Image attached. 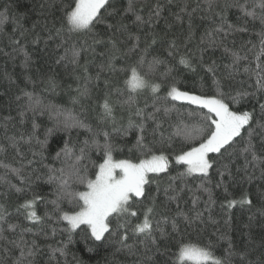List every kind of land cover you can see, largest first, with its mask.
Segmentation results:
<instances>
[{
  "label": "snow or ice",
  "instance_id": "1",
  "mask_svg": "<svg viewBox=\"0 0 264 264\" xmlns=\"http://www.w3.org/2000/svg\"><path fill=\"white\" fill-rule=\"evenodd\" d=\"M172 2L173 0H167L168 4ZM203 5L204 7H201L200 0H196V7L191 11L189 4L184 3L179 11L170 13L174 22L180 24L184 23V16L187 15L188 34L182 44H177L176 39L169 40L166 51L169 57H175L180 48H184L185 51L179 55L178 64L192 73H196L198 67L203 68L211 82L205 88L204 79L201 77L199 91L182 90L176 83H172L168 85L165 95L160 96L158 93L162 83L156 82L150 76H154L156 68L166 64V61L158 55L147 60L153 46L163 39L155 31L165 9V4L160 3V0L153 5L147 19L140 14L134 0H128L127 7L123 8L119 6V0H67V3L65 0H59L58 6L57 0L50 2L45 0L40 4L41 9L54 8L61 13L58 21L51 22V28L47 27L49 23L47 19L44 22L49 33L48 39H53L54 31L55 37L60 39L57 48H63V54L55 59V64H63L65 68L69 64L72 65L73 74L77 68H83L84 83L78 85L75 90L77 95L72 98L74 104L79 103L81 99L90 98V85L101 79L102 72L123 73L126 77L124 81L126 89L130 93L126 100L116 102L128 113L126 125L118 122L114 115L116 103L111 101L109 93H105L100 105L102 109L100 121L111 123V131L105 128L93 129L72 109L45 103L42 97L34 92L21 89L23 96L16 97L17 101L25 100V105L18 112L20 123H24L29 112L33 116L47 114L55 120V129H49V135L54 130L71 133L73 129H85L90 134V138L84 139L78 150L65 142L64 148L57 152L58 160L70 159L71 164L61 168L48 166L46 182L56 185V198L47 201L53 205V210L52 213L45 212V217L49 220L55 217L57 221L67 223V228L61 231L69 234L68 244L73 242L72 232L85 225L87 231L82 239L118 244L117 252L126 251L129 256L135 257L132 264H186L187 261L194 264H264V238L259 245L253 246L255 242L252 237L253 221L257 214L264 217V188L258 189L256 193L259 207L253 203L248 191H244L238 199L228 198L229 183L237 182L232 172V164L237 154L244 158L240 182L252 183L256 179L257 169L260 171L259 179L264 181V66L260 63L261 57H264V0H203ZM232 9L238 12L235 24L227 20V14ZM198 10L205 14L200 17L201 20L213 18L219 19L220 23L205 31L200 38L197 51L193 52L188 45L195 35L192 18ZM130 14L134 19L128 21ZM163 19L166 29H171L172 23L167 17ZM248 19L253 21L258 19L261 30L254 33L259 44L255 68H251L247 63L243 66V72L248 74L249 79L255 76L254 83L245 88L242 81L239 82L240 87L234 86L237 83L236 76L240 74L241 63L248 61V56L241 54L243 47L240 50H232L224 46V51L231 56V63L224 65L226 70L224 72L219 71L215 60L205 64L204 55L209 50L223 46V39L229 35L250 33ZM7 21L6 9L4 14H0V29ZM36 23L32 25L33 30ZM57 23L59 27L56 26ZM101 26L103 31H98ZM133 26L137 33H144L143 42L141 35L131 31ZM145 28L148 29L147 32L144 31ZM27 31V29L20 31V36L23 37ZM164 35H167V31ZM72 36H83L88 39H84L80 44L75 41L69 44ZM218 36L223 37L219 43ZM12 43L19 44L20 41L12 40ZM33 43H39V37L33 40ZM246 43L252 44V41L248 40ZM45 44L47 45V41ZM98 45H107L105 51L99 53L105 61L99 66L100 71L96 76L92 77L88 75V61L81 65L80 58L82 53H91L95 56ZM256 47V44H252V48ZM20 50L24 53L22 66L28 70L32 64V57L23 47ZM133 56L137 57L135 61H132ZM117 59L125 66L117 68L115 64ZM146 63L148 72L142 73L141 69ZM172 71V67H167L166 71L161 73V80L166 79ZM5 77L11 81L8 74H5ZM75 78L81 79L78 75ZM26 79L32 84L36 83L30 76ZM42 83L46 86L45 91L55 92L59 86L54 75H48L46 80L42 79ZM109 83V80H104L105 87H108ZM114 91L122 94L123 90L116 88ZM143 91H150L152 94L151 111L147 110L149 107L147 103L144 107L137 105L136 94ZM250 101H255L250 108L240 107ZM177 102L188 106L186 113L181 112ZM173 112L181 117L186 115L195 122L189 124L180 119L175 124H169L172 131L166 135L164 122ZM5 119L10 121L14 118L9 116ZM149 122L154 125L150 131ZM32 126L33 130L37 127L35 122ZM7 127L5 124V131ZM133 132L135 141L128 147L129 155L125 158H115L114 153H123L126 145L116 143L113 136H120L123 139ZM32 138L29 136L25 142L30 143ZM176 138L180 140L178 147L174 145ZM7 139L13 148H17L19 141L25 140L23 134L19 140L14 135ZM241 142L242 146L238 147ZM37 143L43 149L47 139ZM4 151L6 148L0 144V152ZM93 152L98 155L99 162L91 159ZM173 162L177 166H182L184 171L179 172L176 177H170V180L195 176L201 180L198 190L207 193L208 199L204 201L203 209H197L196 205L200 198L195 197L192 201L193 209L184 211L177 202L179 192L183 191V188L177 190L170 183L164 188L166 203L162 211H167V203L172 202H177V211L172 217L161 215L157 219L156 196L147 194L146 188L155 183L159 194L161 183L159 177L169 172ZM0 166L8 168L7 165ZM211 170H215L219 177L214 186L210 176ZM9 171L22 182H30V177L22 175V169ZM236 172L240 173L241 169L237 168ZM2 179L0 177V180ZM36 179L39 180L41 177L37 176ZM7 184L9 189H14L17 193L23 191L10 181H7ZM81 186L83 190H79ZM213 187L224 189L225 199L221 202L220 208L226 217L223 220L226 230L219 227L220 221L212 215L213 206L216 204ZM170 192L175 194L170 195ZM7 195V192L0 193V196ZM42 200L43 197L34 194L31 199L25 200L17 211L24 209V218L27 221L42 223L44 218L36 211L37 201ZM145 200H148V204L143 209L142 219L134 223L133 219L138 217L137 205ZM64 201L75 210H64L61 207ZM237 206L241 208L247 206L250 212L248 223L243 224L240 230V235L246 237L243 247H239L232 236L236 229L232 227L231 212ZM254 208L255 212H251ZM9 216L6 206L0 203V264H37L42 246L36 239L29 241L25 236L29 233L38 236L40 233L33 232L31 227H23L19 222H11ZM168 225L171 231H168ZM209 226L214 231L209 233L206 241L193 242L184 237L189 230L197 232L198 235L207 232ZM260 226L264 228V224ZM55 233L56 228L53 227L52 234ZM115 237L118 239H110ZM130 239L132 243H128ZM161 240L166 241L163 248L159 243ZM173 240L176 241L175 252H171ZM66 246L64 244L63 247L56 249H51V245L47 247L53 253L60 252L64 255ZM258 249H261L258 255H255L254 259L251 258ZM86 250L94 251L87 243Z\"/></svg>",
  "mask_w": 264,
  "mask_h": 264
},
{
  "label": "trees",
  "instance_id": "2",
  "mask_svg": "<svg viewBox=\"0 0 264 264\" xmlns=\"http://www.w3.org/2000/svg\"><path fill=\"white\" fill-rule=\"evenodd\" d=\"M50 1V0H49ZM45 2V0H0V14H4L7 9L8 21L5 23L2 29H0V144L4 145L6 151L0 152V165H7L8 168L0 166V177L3 179L0 180V193L7 192V196H0V203H3L8 212L10 213L9 220L11 222H19L23 227H31L33 232H39L40 235L33 236L32 234H26L25 239L32 240L36 239L37 242L42 246L41 253L37 257V264H52L50 259H55L59 264H132L135 257L129 256L126 251H113L111 245L108 243L93 242L92 240L85 241L82 237L85 236L87 227L81 225L80 228L72 232V243L68 244V233L61 231L62 229L67 228V223L63 221H57L55 217L49 220L45 217V212L52 213L53 205L47 203L56 198L55 191L56 185L49 184L46 182L48 174V166L53 168L65 167L72 163L70 159L58 160L56 158L57 152H60L65 146V142H68L70 147H75L77 150L82 145V141L86 138H90V134L85 129H73L71 133L64 132L63 130H54L50 135L48 134L49 129H55V124L49 119L47 114H37L33 116L32 113H28L24 123H20V118L18 112L25 105V100L21 99L16 100L17 96H23L21 89L28 92H34L39 94L45 103H52L58 105L65 109H72L73 112L80 117L85 123L92 126L93 129L105 128L108 131H111V123H99L100 115L102 114V109L100 105L103 102L105 93H109L111 101L116 103L117 101H123L128 98L130 95L129 91L125 86V75L123 73H108L102 72L101 79L99 81H94L90 85L91 96L87 99H81L79 103H71L72 98L77 95L76 88L78 85L84 83L83 77L84 72L83 68H77L75 74H73V66L68 65L67 68L63 64H55V59L63 54V48H57V44L60 43V39L55 37L53 31V39H48V31L45 28V19H47L48 28L52 27L51 22L53 20H59L61 15L60 12L56 11L54 8H40V4ZM59 5V0H57ZM142 2L141 4H139ZM157 0H134V3L140 12L141 15L147 19L149 11L152 9L153 5ZM201 7H204L203 0H200ZM67 3V0H65ZM128 0H119L120 7H127ZM160 3L165 4V9L162 12V18L160 22L156 25L155 31L159 33L163 39L158 41L156 45L153 46V49L150 51L147 60H151L152 56L158 55L162 60L166 61V64L159 65L154 73V78L156 82L162 83V88L158 95L163 96L166 93L168 85L176 83V85L182 90L188 91H199L201 85V77L204 79L205 88L210 84V79L208 75L205 74V70L201 67L197 68L196 73H192L186 70L182 65L178 64L179 55L182 54L185 49L180 48V52L177 53L175 57H169L166 49L168 48V41L176 39L177 44H182L185 40V37L188 34V17L184 16V23L174 22V18L170 15L172 12L179 11V8L183 6L184 3L189 4V11L192 8L196 7V0H173L171 4L167 3V0H160ZM43 12V15L41 13ZM259 12V9H257ZM205 15L201 11H197L193 14V30L194 38L189 43L188 48L193 52L197 51V46L199 44L201 36L205 34L207 29L215 27L220 23L219 19H204L201 20V16ZM238 12L236 9H232L227 14L228 22L233 24L237 23ZM164 17H167L169 22L172 23L171 29H166L164 23ZM134 19V16L131 14L128 16V21ZM38 22V23H36ZM127 22V21H126ZM36 23V28L33 30L32 25ZM242 23V21H241ZM59 27V23L56 25ZM248 27L250 33H235L229 35L226 39L223 37H217L219 43L220 39H223V46L215 48V50H209L204 55V63L210 64L213 60L216 61L219 66V71H226L224 65L231 63V56L229 53L224 51V46L232 50H240L243 47L242 55L246 54L248 56V61L241 63L240 74L236 76L237 83L234 85L240 87L239 82H243V87L247 88L249 85L253 84L255 81V76H252L249 79L248 74L243 72L244 64H249L251 68H255L257 63L255 57L259 52L258 38L254 34L261 30V25L259 20L248 19ZM27 29L23 37L20 36V31ZM98 31H103L101 26ZM131 31L137 33V29L133 26ZM145 32L148 31L147 28L144 29ZM167 31V35L164 33ZM141 35V40H144V33H137ZM39 37V43H33ZM84 39H88L83 36H72L69 40V44L75 41L77 44H80ZM12 40H19V44L12 43ZM248 40L252 41V44H256V48H252V44H247ZM47 41V45L45 44ZM91 41L89 40V43ZM234 42V43H233ZM131 43V42H129ZM143 46V43L142 45ZM23 47L32 57V64L28 70L24 69L22 66V61L24 59V53L20 49ZM107 45L96 46V55L93 56L91 53H82L80 58V64L84 65L85 61H88V75L95 77L97 72L100 71V65L104 63L105 58L99 55L100 52L105 51ZM251 49V51H249ZM7 53V55H5ZM198 55V53H197ZM137 59L136 56L132 57V61ZM260 63L264 66V57H261ZM116 67H124V63L117 59L115 61ZM167 67H172V73L164 80H161V73L166 71ZM142 73L148 72L147 63L141 69ZM5 74L11 77V81L5 77ZM48 75H54L58 83V87L55 92L45 91V84L42 83L41 79H47ZM80 76L81 79L77 80L75 77ZM30 76L32 80L36 81L35 84L30 83L26 77ZM109 80L108 87H105L104 80ZM116 88L122 89V94L117 93L114 90ZM251 90V89H250ZM137 105L139 107H144L145 103L149 105L148 111H151V105L153 103V97L150 91H143L136 94ZM99 101V103H98ZM255 101H250L248 104L240 105L241 108H250ZM177 107L180 108L181 112L186 113L188 110L187 105H181L177 102ZM118 110V111H117ZM120 110V111H119ZM94 112L93 114H90ZM123 115L124 120H119ZM114 115L117 117L119 123L126 125L128 113L126 110L121 109L119 103H116L114 110ZM13 117L12 120H6V117ZM97 118V120H96ZM180 119H184L186 123H194V120L189 119L186 115L183 117L178 116L177 113L173 112L170 114V117L165 119L164 129L166 130V135L168 132H171L172 129L169 127V124H175ZM33 122L37 127L33 130ZM55 122V121H54ZM101 122V121H100ZM32 123V124H31ZM7 124V131H5L4 125ZM101 124V125H100ZM103 125V126H102ZM154 125L149 122L148 128L149 131ZM23 134L25 140L19 141L17 148H13L10 144V141L7 137L16 136L19 140V137ZM29 136H32L30 143L25 142ZM47 139L46 145L41 149L40 144L37 141H45ZM103 138L101 137V140ZM113 140L121 145H126L123 153H114L115 158H125L129 155L128 147H130L135 141V132L131 133L126 140L120 139V136H113ZM242 143L239 146H242ZM25 144H29L26 145ZM36 144V145H35ZM180 144L179 138H176L174 145L178 147ZM12 147V148H11ZM18 149V151H17ZM19 153V154H18ZM33 153H36L35 155ZM134 155V154H133ZM55 158L56 163L52 162ZM91 159L93 161L99 162L98 155L92 153ZM91 167V166H90ZM240 168L241 172L237 173L236 169ZM244 168V158L237 154L232 164V172L236 176V183H229L228 186V198H239L244 191H248L251 194L253 203L259 207L257 203L256 193L258 189L264 188V181L259 179L260 171L257 169L255 171V177L252 183L240 182V177L243 175ZM9 169H22V175L25 177H30V182H22L21 179L15 176ZM184 171L182 166H177L174 162L169 169L168 173H163L160 175V191L157 194V185L152 183L149 187L146 188V192L149 195L156 196V218L159 219L161 215L172 217L176 211V203L178 202L180 208L184 211H191L193 209L192 201L195 197H199L200 200L196 205L197 209H203L204 201L208 199L207 193H204L201 190H198V185L201 184V180L195 176L184 177L182 179H177L171 181L170 177H176L179 172ZM251 171V169H250ZM40 176L41 179L37 180L36 177ZM210 176L212 180V185L218 180V175L215 170L210 171ZM227 181V177L225 178ZM7 181H10L11 184L16 185V187L22 188L23 191L17 193L14 189H9ZM172 184L177 190L183 188V191L179 192V198L177 202L167 203V211H162L163 205L166 203V197L164 195V188L169 184ZM154 186V187H153ZM73 187H77L73 185ZM79 190H83L82 186L79 187ZM39 195L44 198L42 201H37L36 211L37 214L44 218L42 223H33L27 221L24 218L25 210L20 209L17 211L19 206L27 199H31L33 195ZM170 195L175 193L170 192ZM213 195L216 200V204L213 206L212 215L220 221L219 227L222 230H226L223 220L226 218L224 212L220 208L221 202L225 199V193L223 188L213 187ZM148 204V200H145L143 203L137 205L138 207V217L133 219L135 223L138 219H142V213L145 205ZM61 207L66 211H73V207L64 201ZM255 212V208L251 210ZM207 216V214H205ZM232 215V227L236 231L232 232L233 238L236 240V243L239 247H243L246 237L240 235V230L243 224H246L245 220L248 219L250 212L247 206L241 208L237 206L231 212ZM115 224V221H113ZM264 224V217H260L258 214L256 219L253 221L252 227V237L255 242V245H259L262 238H264V228L260 225ZM56 228L55 235L52 234V228ZM168 231H171L170 225L167 226ZM19 230H17L18 232ZM214 229L209 226L207 232L200 233L189 230V232L184 234L186 240H191L193 242H203L208 238L209 233L213 232ZM9 235L8 233H5ZM107 235V234H106ZM10 238H16L11 237ZM118 239V237L110 238ZM177 240L179 237L176 238ZM215 239V237H213ZM63 242V243H62ZM130 239L128 243H132ZM86 243L88 246L92 247L94 251L89 252L86 250ZM161 248H163L166 241L161 240ZM175 243L172 241L173 247L171 252H175ZM66 244L64 250V255H61L60 252H55L51 249H56L63 247ZM51 245V249L47 246ZM119 247L116 244L115 249ZM139 247V245H138ZM254 254L251 258H255V255H258L259 251ZM19 253L17 252L16 255ZM219 254V252L217 253ZM61 262V263H60ZM186 264H192L191 262H186Z\"/></svg>",
  "mask_w": 264,
  "mask_h": 264
},
{
  "label": "rangeland",
  "instance_id": "3",
  "mask_svg": "<svg viewBox=\"0 0 264 264\" xmlns=\"http://www.w3.org/2000/svg\"><path fill=\"white\" fill-rule=\"evenodd\" d=\"M49 2H50V1H49ZM141 3H142V2H140L139 4H141ZM57 4H58V2H57ZM239 34H240V33H239ZM41 80H42V79L40 78V81H41ZM71 103H73V102H71ZM98 103H99V101H98ZM117 111H118V110H117ZM119 111H120V110H119ZM93 113H94V112H91L90 114H93ZM29 114H30V113H29ZM48 116H49V115H48ZM119 117H123V115L121 114ZM49 119H51V121L55 124V122H54L55 120H54V119H52V118H50V117H49ZM96 120H97V118H96ZM119 120H120V121H121V120H124V117H123V119H119ZM99 123H101V122L99 121ZM31 124H32V123H31ZM100 125H101V124H100ZM102 126H103V125H102ZM64 132H65V131H64ZM120 139H121V141H122V140H124V141L126 140V138H123V139H122L121 137H120ZM26 145H29V144H25V146H26ZM35 145H36V144H35ZM11 148H12V147H11ZM52 160H53L52 162H54V166H55V163H56L57 160H55V158H53ZM0 170H2V169L0 168ZM218 179H219V177H218ZM218 189H220V188H218ZM206 195H207V194H206ZM245 221L248 222V219L245 220ZM115 246H116V244H112V245H111L113 251H117V250H114V249H115ZM50 262H52V264H59V263L57 262V260H55V259H52V260L50 259ZM187 262H191L192 264H194V262H192V261H187ZM60 263H61V262H60Z\"/></svg>",
  "mask_w": 264,
  "mask_h": 264
},
{
  "label": "bare ground",
  "instance_id": "4",
  "mask_svg": "<svg viewBox=\"0 0 264 264\" xmlns=\"http://www.w3.org/2000/svg\"><path fill=\"white\" fill-rule=\"evenodd\" d=\"M154 187V186H153Z\"/></svg>",
  "mask_w": 264,
  "mask_h": 264
}]
</instances>
